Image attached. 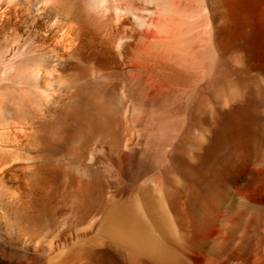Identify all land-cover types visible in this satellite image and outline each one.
<instances>
[{"label": "bare ground", "instance_id": "bare-ground-1", "mask_svg": "<svg viewBox=\"0 0 264 264\" xmlns=\"http://www.w3.org/2000/svg\"><path fill=\"white\" fill-rule=\"evenodd\" d=\"M49 1L74 21L81 19L96 38H83L84 52L68 75L74 93L58 111H49L44 118L30 105L33 98L22 94V119H40L46 136L39 137L35 129L33 143L20 151L0 141L4 163H27L14 197L0 179V204L19 215L18 236L33 249L6 240L0 227V264H90L95 253L105 249L115 256L113 264H264V177L258 173L264 168L263 154L237 177L229 162L207 161L204 144L212 140L207 131L201 134V146L182 140L170 148L158 143L154 162L144 157L148 145L142 149L132 144L135 108L141 99L146 105L153 89L181 94L207 88H197L203 74L197 58L203 40L197 31L200 22L182 29L171 18L147 22L134 16L145 27L136 34L135 29L127 31L124 22L114 24L108 14L84 11L81 0ZM116 1L134 13L136 0ZM207 1L211 10L218 7L217 0ZM236 2L247 9L246 24L254 21L257 3L264 4ZM0 95L14 99L8 91L0 90ZM192 114L190 124L196 118ZM195 126L190 125L183 137L196 133ZM57 136L62 145L51 144ZM105 148L121 168L123 182H116L99 165ZM241 185L249 195L237 192ZM67 227L74 230L73 237Z\"/></svg>", "mask_w": 264, "mask_h": 264}, {"label": "rangeland", "instance_id": "rangeland-1", "mask_svg": "<svg viewBox=\"0 0 264 264\" xmlns=\"http://www.w3.org/2000/svg\"><path fill=\"white\" fill-rule=\"evenodd\" d=\"M216 3L218 7L213 11L207 0H136L132 4L135 7L134 13H128L126 4L116 0L79 2L84 11H95L104 16L108 14L114 24L124 22L126 30L135 29L136 34L145 31V27H140L134 16L147 22L161 17L171 18V23L178 21L182 29L192 21L200 22L197 31L202 34L203 40L199 45L197 58L203 74L197 88L200 85L207 88L204 91L189 90L181 94L168 89H153L146 105L144 99L138 100L139 104L135 108L137 111L133 114L136 124L133 123L135 128L132 144L142 149L148 145L150 151L144 157L154 162L157 160L155 146L158 143L167 144L170 148L173 143L182 140L189 146L195 142V145L201 146V134L207 131L212 135L209 144H204L206 148L203 151L207 161H227L230 163L229 170L240 176L246 172L248 162L261 154L264 158V4L257 3L254 21L246 24L243 18L247 10L244 3L236 0H217ZM235 4L238 5L237 9ZM72 20L73 18L58 11L57 6L49 0H0V90L14 95V99L7 100L0 95V135L4 139L0 141H4L11 149L20 151L24 147L23 150H28L27 147L36 138V130L39 137L43 138L47 134L45 127H40V119L37 117V120L30 121L22 119V94H29L33 98V103L29 101L30 105L33 104L31 106L42 112V117L47 118L49 111H58L62 103L74 93L68 75L75 70L79 57L84 52L82 40L87 36L89 40L94 39L96 34L91 28H85L81 19ZM160 95L162 97L159 98ZM192 113L196 118L190 124ZM205 119L206 124L203 123ZM190 125H196L194 128L199 129L185 138L184 133ZM51 140L52 145L63 144L60 137ZM123 149L129 153L132 148ZM131 155L126 167L129 176L132 174ZM1 156L0 179L9 188V193H13L9 194L12 198L20 190L19 185L23 183L27 163L21 160L19 163H4ZM90 156H87L89 162ZM99 158L102 159L99 165L104 168L105 173L116 182H123L121 168L112 163L106 148ZM255 169L258 171L259 167ZM258 173L260 177H264V168H260ZM1 190L2 187L0 193ZM237 192L249 195L250 190L242 186L237 188ZM251 198L262 201L256 197ZM10 210L6 205L0 204L3 237L23 249L33 251L27 239L22 238V235L18 236L19 215L15 210ZM65 230L69 237L74 236V230H69L68 227ZM60 240H56V244H60ZM105 250L96 252L90 260L93 262L89 263L113 264L115 256Z\"/></svg>", "mask_w": 264, "mask_h": 264}]
</instances>
